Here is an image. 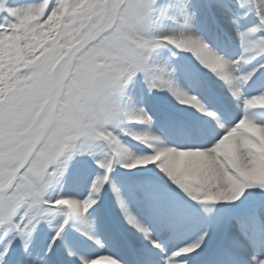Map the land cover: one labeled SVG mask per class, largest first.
<instances>
[{
    "label": "snow or ice",
    "instance_id": "snow-or-ice-1",
    "mask_svg": "<svg viewBox=\"0 0 264 264\" xmlns=\"http://www.w3.org/2000/svg\"><path fill=\"white\" fill-rule=\"evenodd\" d=\"M0 264H264V0H0Z\"/></svg>",
    "mask_w": 264,
    "mask_h": 264
}]
</instances>
